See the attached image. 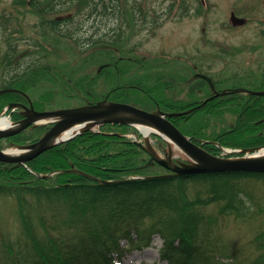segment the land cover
<instances>
[{
    "label": "trees",
    "instance_id": "16d2710c",
    "mask_svg": "<svg viewBox=\"0 0 264 264\" xmlns=\"http://www.w3.org/2000/svg\"><path fill=\"white\" fill-rule=\"evenodd\" d=\"M14 2L27 6L41 18L33 25L38 35L30 38L16 36L28 42V48L32 49L28 50L20 48L17 38L13 42L12 33L9 35L8 32L18 17L11 18L6 13L0 15V31L2 34L8 32L6 40L9 45L2 57L3 69L11 72L3 81L2 89H16L0 93V112L11 102L28 104V98L22 91L27 92L39 84L42 73L43 78L48 75L60 78L63 82L61 90L76 97L80 105L107 97L149 111L182 112L202 104L212 92L208 81L201 77L187 84L185 90L182 89L186 87L181 89V85L188 79L176 87L173 80L158 71L164 64L160 59H139L144 66L157 67L156 73L151 74L157 77L154 82L146 81L150 79L147 75L138 74L136 84L117 82L104 88V93L100 94L96 91L99 88L97 80L108 74L111 62L102 63L93 77V72L80 74L83 68L78 63L66 66L41 64V59L47 55L44 52L46 40L51 37L73 42L82 54L90 48L112 51L109 49L113 48L104 49V45L119 48L126 38V29L132 28L135 32L139 19H147L145 11H154L147 5L148 0ZM78 3L85 6L83 9L87 15L112 18L117 21V26L81 43L76 35L80 28L76 16L84 10L77 8L76 12L80 13L73 11L62 17L54 16L78 7ZM182 3H186V13L189 11L188 3L186 0ZM175 4V0L171 1L169 9H173ZM201 6L202 1L199 0L197 12ZM170 10L167 8V16ZM138 11L142 18H137ZM148 24L151 29L162 25L160 14ZM23 31L13 25L11 32ZM261 34L264 37V29ZM107 35L112 36L108 38ZM19 53L22 57H30L29 61L23 59V66L19 59H15ZM104 56L112 58L111 52ZM128 59V63H138ZM51 82L58 83L55 78ZM177 88L181 89L179 94L176 93ZM254 88L261 89L264 85ZM75 91L78 93L73 94ZM55 93L50 88L49 93L39 96L40 100H33L34 107L38 110L54 108ZM9 112L13 120L23 117L19 110L10 109ZM169 119L194 140L207 139L239 148L264 144V94L221 95ZM47 128V125L30 126L9 136L8 143L34 142ZM129 132L142 136L135 126L104 123L98 129H86L74 138L48 148L26 164L0 161V197L15 200L25 239L23 245L16 247L11 242L7 243L1 233L6 261L0 264H118L129 252L152 246L155 235L163 240L159 254L165 264H264V229L253 235L246 246H239L234 256L228 253V244L214 242L219 219L223 221L234 213L239 215L235 200L239 199L242 181L246 178L262 179L264 173L169 175L170 171L162 165L148 163L151 155L146 148L122 134ZM152 136L165 146L160 136ZM203 146L213 154H221V149L213 143H204ZM76 169L86 173L72 171ZM211 204H218L216 211L208 209ZM56 216H63V221L70 227L78 224L73 234L64 237L51 232L49 220ZM38 225L44 234H38ZM247 247H252L251 255L246 254ZM215 249L221 250L222 254L217 255Z\"/></svg>",
    "mask_w": 264,
    "mask_h": 264
},
{
    "label": "rangeland",
    "instance_id": "374dc122",
    "mask_svg": "<svg viewBox=\"0 0 264 264\" xmlns=\"http://www.w3.org/2000/svg\"><path fill=\"white\" fill-rule=\"evenodd\" d=\"M173 0H148V6L154 11L145 13L147 19L142 18L138 11L136 30L132 28L126 29L125 40L119 48L106 46L103 49L90 48L88 52L82 54L75 44L67 39L49 38L45 43V53L47 54L41 59L42 63L60 64L66 66L68 63H78L83 68L80 74L95 72L102 63L111 62L108 74L102 75L97 80L99 88L96 90L98 94L104 93L109 86L119 82L124 84H136V75H147L150 82H154L157 77L151 76L156 73L157 67L144 66L140 64L139 59L145 61H154L155 59L163 60L162 66L158 71L162 75H166L173 80L178 87L184 79H188L186 83L181 85V89L187 84L193 82L196 76L208 75L213 79L220 81L222 87L249 84L261 87L264 84V37L261 30L264 29V0H201L202 6L197 12L199 0H186L189 11H186V3L183 0H175L176 4L173 9H169V5ZM78 7L71 8L69 11L58 12L54 14L56 17H62L67 14L76 12L77 8L81 11L76 18L80 21V28L76 30V35L81 43L96 38L105 31L117 26V21L99 16L87 15L85 6L77 4ZM170 10L169 15L166 11ZM83 9V10H82ZM246 18V22L241 25L232 26L230 21L231 13ZM6 13L10 17H18L16 21L11 23V31L13 25L22 28L24 31L9 32L12 33L13 42L16 36L34 37L38 35L33 30V25L39 21L41 16L30 10L27 6L16 4L14 0H0V15ZM160 14L162 25L158 27L149 26L151 19ZM144 18V17H143ZM7 34L0 31V89L5 79H8L11 72L3 69L2 57L9 45L6 40ZM112 35L114 33L112 32ZM112 35H107L110 38ZM21 49H28L29 44L25 40L18 39ZM103 46V47H104ZM40 50V49H39ZM111 52L112 58L108 59L104 56ZM18 54L25 65L23 59L27 61L30 57H22ZM128 58H132L138 63L129 62ZM107 59V60H106ZM106 60V61H105ZM105 61V62H103ZM65 68V67H64ZM128 69V70H127ZM130 70V71H129ZM196 72V73H194ZM194 73V75H193ZM42 73L39 84L34 85L27 92L22 91L29 96L31 100H40L39 96L49 93V89L56 91L54 98V109H62L64 107L79 105L76 97L68 95L61 90L63 88L62 80L58 77L48 75L43 78ZM56 79L58 83L51 82ZM89 79H92L89 77ZM103 81V83H102ZM250 87V86H249ZM105 88V89H104ZM180 88L176 89L179 94ZM187 89L184 88L182 90ZM78 93L75 91L73 94ZM92 95V94H90ZM48 99V98H47ZM43 100H46L43 97ZM51 109V110H54ZM2 115L9 114L5 112ZM11 120V119H10ZM95 128V127H94ZM97 129V127H96ZM129 137H137L134 132L128 133ZM146 143L151 144L150 150L157 157L167 158L171 144L166 147L151 137L150 134L144 137ZM1 146L5 149L17 146L8 143L7 139H2ZM173 159L175 162H182L181 158L185 155L179 150L172 149ZM239 215H231L223 221L219 219L217 237L214 242L218 245L228 244L231 255L234 256L237 248L241 245H247L246 242L257 232L264 229V178L254 179L246 178L242 181L239 199L235 200ZM208 209L216 211L217 204H211ZM63 216L50 218L49 223L51 232L61 234L68 237L73 234V229L78 224L71 227L68 222L63 221ZM59 227H52V226ZM38 234H44L42 228L37 226ZM1 233L5 237L7 243L11 242L16 247L24 244V235L22 234L21 223L16 213V202L11 197H0V262L6 261V250L1 242ZM163 240L159 235H155L152 246L144 249H135L129 252L119 264H165L159 254V247L162 246ZM217 255H221L222 251L215 249ZM252 247H247L246 254L251 255ZM3 260V261H1Z\"/></svg>",
    "mask_w": 264,
    "mask_h": 264
},
{
    "label": "water",
    "instance_id": "95a60500",
    "mask_svg": "<svg viewBox=\"0 0 264 264\" xmlns=\"http://www.w3.org/2000/svg\"><path fill=\"white\" fill-rule=\"evenodd\" d=\"M233 24H243L245 19L235 14L231 16ZM211 83V79L204 76ZM255 94H264V91H252ZM17 106V103H11L9 106ZM120 114H125L121 117ZM177 113H165L161 110L149 112L135 105L121 102H111L107 99L95 104H88L80 107L37 111L26 107V116L18 121L9 129H0V138L14 135L34 123L41 121L42 117L50 116L52 119L46 121L52 123L51 128L36 142L19 146L24 152L17 155H11L0 146V161L20 162L25 164L30 159L38 156L51 146L66 141L81 131H77L68 137L59 136L70 127L80 124L84 128L100 125L105 122H123L132 125L138 123H147L154 127L152 132H156L164 139L168 137L172 140L190 159V162L175 163L172 159V150L168 152L167 159L159 158L152 154V160L163 165L174 172V175H190L205 172H251L264 173V157H246V158H223L208 152L202 145L197 144L191 137L182 133L178 127L172 123L168 116ZM140 146L143 144L139 141ZM254 149V148H253ZM83 173L82 171H79Z\"/></svg>",
    "mask_w": 264,
    "mask_h": 264
},
{
    "label": "bare ground",
    "instance_id": "6f19581e",
    "mask_svg": "<svg viewBox=\"0 0 264 264\" xmlns=\"http://www.w3.org/2000/svg\"><path fill=\"white\" fill-rule=\"evenodd\" d=\"M121 117H125V114H120ZM52 119L50 116H44L42 117V121H48ZM13 126V124L10 122L9 118L5 115L0 116V129H9ZM83 126H79V125H75L73 127H71L70 129H68L67 131H65L64 133H62L59 137H68L70 135H72L76 130L81 129ZM138 127L146 134L148 135L150 133V131L154 130V127L147 124V123H138ZM168 138V137H167ZM169 143L171 144V147L175 150H179L181 151V149L172 141L168 138ZM6 152L11 154V155H17V154H21L24 152V149L22 148H17V147H13V148H8L6 149ZM254 156H263L264 157V147L261 148L258 152L254 153Z\"/></svg>",
    "mask_w": 264,
    "mask_h": 264
},
{
    "label": "flooded vegetation",
    "instance_id": "af4514ba",
    "mask_svg": "<svg viewBox=\"0 0 264 264\" xmlns=\"http://www.w3.org/2000/svg\"><path fill=\"white\" fill-rule=\"evenodd\" d=\"M211 89V94L209 96H207L206 98H204V101H209L210 99H214L217 98L219 96H226V97H231L233 95L236 94V92H234V88L232 87H210ZM241 88H245V89H251L249 86H241ZM227 90V92L225 94H221L222 91ZM253 90V89H251ZM238 93V92H237ZM242 93V92H239ZM248 94V93H246Z\"/></svg>",
    "mask_w": 264,
    "mask_h": 264
}]
</instances>
